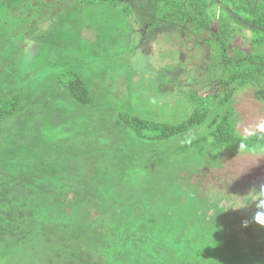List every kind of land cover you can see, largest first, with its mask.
I'll use <instances>...</instances> for the list:
<instances>
[{"label":"rangeland","instance_id":"obj_1","mask_svg":"<svg viewBox=\"0 0 264 264\" xmlns=\"http://www.w3.org/2000/svg\"><path fill=\"white\" fill-rule=\"evenodd\" d=\"M157 1L120 0L115 8L86 7L78 0H0V104L19 95L12 123L15 133L10 144L3 141L8 150L0 146V179H10V187L0 181V210L5 214L11 203L35 201V191L28 199L17 198L14 192L29 186L26 182H34V190L52 192L55 182L49 177L63 181L96 176L103 168L119 171L120 177H136L134 167L143 169V163L152 167L158 161L156 154L161 158L174 154L187 141L177 138L152 145L140 140L120 119L128 113L168 120L173 112L185 109L177 101L179 93L188 89L206 94L200 109L211 101L207 95L215 86H207L205 74L212 62L208 40L214 38L215 27L199 35L189 24L155 26ZM124 5L133 10L131 29L122 28ZM68 72L88 85L92 106L73 105L56 79ZM168 102L169 109L164 107ZM230 107L237 114L241 135L264 134V103L251 89L241 91L229 107L213 108L211 115L225 114ZM207 133L205 128L196 129L188 141ZM192 153L198 155V151ZM223 157L221 166L211 163L180 175L204 189L213 186L250 193V200L242 202L250 205H242L240 217L245 231L255 226L258 214H264V188L249 185L264 184V152L225 153ZM11 173L19 174L16 190L12 187L17 179ZM8 230L9 225L0 221V240L13 237ZM13 256L5 264H77L75 257L65 258L53 245L41 255L26 249Z\"/></svg>","mask_w":264,"mask_h":264},{"label":"trees","instance_id":"obj_2","mask_svg":"<svg viewBox=\"0 0 264 264\" xmlns=\"http://www.w3.org/2000/svg\"><path fill=\"white\" fill-rule=\"evenodd\" d=\"M78 1L86 7L121 5L120 0ZM122 8L126 14L122 28L131 29L133 10L128 5ZM22 21L27 19L22 17ZM188 24L199 35L215 27L214 38L208 40L212 62L205 75L207 86L217 88L207 95L209 106L200 109L206 94L188 89L179 93L177 101L185 109L173 112L168 120L120 115L140 140L152 145L177 138L187 141L174 154L162 158L156 154L158 161L152 167L146 163L143 169L134 167L136 177H120L119 171L103 168L96 176L65 177L63 181L49 177L55 184L52 192H46L34 190V182L17 189L19 174L11 173L17 179L12 187L17 189V198L28 199L33 191L37 195L32 204L16 200L6 207L7 214L0 210V221L9 225L13 236L0 240V264L12 260L13 252L30 249L41 255L52 245L65 258L75 257L77 264H264V214H258L255 226L245 231L240 221L242 205H250L242 202L250 200V193L213 186L204 189L180 175L211 163L221 166L225 153L264 152V134L241 135L234 108L211 115L213 108L229 107L247 89L264 103V0L157 1L155 26ZM56 79L73 105H93L91 91L79 75L68 72ZM18 103L19 95H15L0 104L4 151L8 145L3 141L10 144L15 133L12 123ZM164 107L169 109L170 102ZM200 128L208 133L188 141L189 134ZM0 181L10 187L9 178ZM249 185L264 188L255 182Z\"/></svg>","mask_w":264,"mask_h":264}]
</instances>
